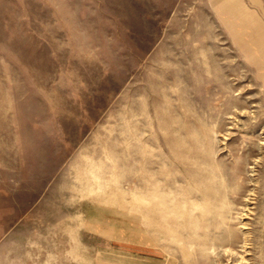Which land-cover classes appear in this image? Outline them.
<instances>
[{
    "label": "rangeland",
    "instance_id": "rangeland-1",
    "mask_svg": "<svg viewBox=\"0 0 264 264\" xmlns=\"http://www.w3.org/2000/svg\"><path fill=\"white\" fill-rule=\"evenodd\" d=\"M0 264H264V0H0Z\"/></svg>",
    "mask_w": 264,
    "mask_h": 264
},
{
    "label": "bare ground",
    "instance_id": "bare-ground-1",
    "mask_svg": "<svg viewBox=\"0 0 264 264\" xmlns=\"http://www.w3.org/2000/svg\"><path fill=\"white\" fill-rule=\"evenodd\" d=\"M240 110H241V109H240ZM244 110H245V109H244ZM234 124H235V123H234ZM259 144H263V143L261 142V143H259ZM261 148H262V147H261ZM244 164H245V163H244ZM244 164H243V165H244ZM242 225H243V224H242ZM242 228H243V227H242ZM245 234H246V233H245ZM244 238H245V237H244ZM245 239H246V238H245ZM245 239H244V240H245ZM244 240H243V241H244ZM245 241H246V240H245ZM243 245H244V244H243ZM244 246H245V245H244ZM240 249H241V248H240Z\"/></svg>",
    "mask_w": 264,
    "mask_h": 264
}]
</instances>
